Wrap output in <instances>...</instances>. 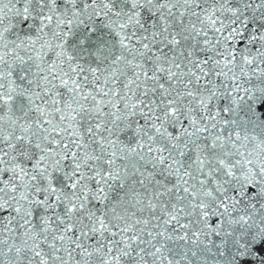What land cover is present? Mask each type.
<instances>
[{
    "label": "snow or ice",
    "instance_id": "snow-or-ice-1",
    "mask_svg": "<svg viewBox=\"0 0 264 264\" xmlns=\"http://www.w3.org/2000/svg\"><path fill=\"white\" fill-rule=\"evenodd\" d=\"M0 264H264V0H0Z\"/></svg>",
    "mask_w": 264,
    "mask_h": 264
}]
</instances>
